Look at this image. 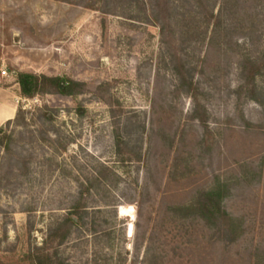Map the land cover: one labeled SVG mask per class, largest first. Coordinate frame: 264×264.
Masks as SVG:
<instances>
[{
    "label": "rangeland",
    "instance_id": "1",
    "mask_svg": "<svg viewBox=\"0 0 264 264\" xmlns=\"http://www.w3.org/2000/svg\"><path fill=\"white\" fill-rule=\"evenodd\" d=\"M121 6L105 14L54 0H0V71L3 64L8 70L7 77L0 74V107L17 113L23 106L36 116L47 107L53 117L42 135V121L32 127L38 135L32 144L17 133L13 156L0 160V264H33L28 257L80 200L85 225L59 248L56 262L147 264L148 250L161 254L162 264L264 262V107L238 102L234 94L239 56L207 43H186L182 52L178 43H166L160 23L128 21ZM236 39L252 53L264 48L263 37L253 49L247 38ZM173 48L177 59L196 68V91L180 86ZM20 72L69 78L86 84L87 93L27 100L17 83ZM258 84L264 95V79ZM124 124L143 133L142 162H121L115 132ZM101 166L118 177L83 195ZM244 171L250 179L255 172L261 177L242 181L225 202L245 221L237 243L227 247L203 222H179L168 211L216 177L242 178ZM129 207L133 216H123L121 209Z\"/></svg>",
    "mask_w": 264,
    "mask_h": 264
},
{
    "label": "trees",
    "instance_id": "2",
    "mask_svg": "<svg viewBox=\"0 0 264 264\" xmlns=\"http://www.w3.org/2000/svg\"><path fill=\"white\" fill-rule=\"evenodd\" d=\"M74 5H84L91 9H100L107 14L118 9L119 5L124 8V18L128 21L143 23H160L161 31L167 37V44L178 43L177 48L184 52L186 43L210 44L224 54H236L240 58L239 80L240 85L235 90L238 102L252 101L264 107V95L258 84V79H264V48H259L257 52H250L240 45L235 38L242 36L250 40L252 49L262 43L264 31L259 33V26L264 25V0H54ZM249 7V3H251ZM264 45V42H263ZM171 50V48H170ZM172 58L177 75L180 77V86H188V90L196 91L194 75L196 68L183 59H177L175 48L172 49ZM181 58V57H180ZM188 58V57H187ZM190 80V82L188 81ZM17 83L20 87L21 97L32 100L37 97L48 95H58L61 97H78L87 93V86L84 83L74 81L65 77H48L28 72L17 74ZM47 107L38 110L39 116L24 110L20 106L13 120H9L0 128V160L3 157L11 158L15 152L14 146L17 144L16 134L28 137L29 144L37 141L36 132L32 127L42 121L41 135L43 127L53 119L47 112ZM205 128L207 135L208 126L206 119L200 121ZM13 127L14 131L8 132L6 129ZM19 129V132L16 130ZM132 128L130 124H124V131L115 132V143L117 153L121 156V162H142L143 133L138 134V130ZM144 131V128H143ZM133 138L135 144H131ZM54 143L61 144V135L54 132ZM71 144L70 141L62 148ZM56 151L57 148H55ZM23 151L25 148L23 147ZM138 150V151H137ZM26 153V151H25ZM31 157V155H29ZM24 157L23 163H26ZM20 160V159H19ZM242 167H246L245 165ZM118 175L110 168L101 166L95 172L89 184L82 190L84 193H99L106 182ZM261 177L260 172H255L251 177L244 171L242 178H221L216 177L208 188L198 189L192 198L183 205L169 207L168 211L179 222L199 220L205 226L214 231L217 239L228 247L240 241L246 233L245 221L243 218L232 216L225 208V202L232 195L235 187L242 183H252ZM4 176L0 172V189L4 181ZM8 179V178H7ZM82 200L78 201L69 213L57 221L48 231V236L44 242V247L36 249L34 254L28 258L33 264H62L56 262L58 250L66 245L77 229L85 225L84 220L87 209ZM50 245V248L49 247ZM53 250V251H52ZM52 251V252H51ZM259 258V257H258ZM147 264H162L163 257L156 251L148 250L144 259ZM256 264H264L260 259Z\"/></svg>",
    "mask_w": 264,
    "mask_h": 264
},
{
    "label": "bare ground",
    "instance_id": "3",
    "mask_svg": "<svg viewBox=\"0 0 264 264\" xmlns=\"http://www.w3.org/2000/svg\"><path fill=\"white\" fill-rule=\"evenodd\" d=\"M13 111H14L13 109L7 108V111H6V115H5V117H12V115H13ZM2 119H3V118H2ZM121 210H122L121 214H122L123 216H128V215L133 216L132 214H133V212H134V209H133L132 207H129V208H122ZM133 233H134V226L131 224V225L129 226V229H128L129 237H131V236L133 235Z\"/></svg>",
    "mask_w": 264,
    "mask_h": 264
},
{
    "label": "crops",
    "instance_id": "4",
    "mask_svg": "<svg viewBox=\"0 0 264 264\" xmlns=\"http://www.w3.org/2000/svg\"><path fill=\"white\" fill-rule=\"evenodd\" d=\"M7 111V106L0 107V121H8L14 119L16 115V108H14L12 117H5ZM3 118V119H2Z\"/></svg>",
    "mask_w": 264,
    "mask_h": 264
},
{
    "label": "built area",
    "instance_id": "5",
    "mask_svg": "<svg viewBox=\"0 0 264 264\" xmlns=\"http://www.w3.org/2000/svg\"><path fill=\"white\" fill-rule=\"evenodd\" d=\"M3 61H5V60H3ZM0 74H1L2 77H7L8 76V70H7L6 66H5V64L2 65V70L0 71Z\"/></svg>",
    "mask_w": 264,
    "mask_h": 264
}]
</instances>
